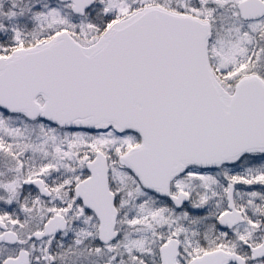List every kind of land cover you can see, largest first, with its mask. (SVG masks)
Here are the masks:
<instances>
[{
  "label": "snow or ice",
  "instance_id": "1",
  "mask_svg": "<svg viewBox=\"0 0 264 264\" xmlns=\"http://www.w3.org/2000/svg\"><path fill=\"white\" fill-rule=\"evenodd\" d=\"M0 264H264V0H0Z\"/></svg>",
  "mask_w": 264,
  "mask_h": 264
}]
</instances>
